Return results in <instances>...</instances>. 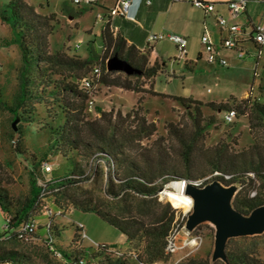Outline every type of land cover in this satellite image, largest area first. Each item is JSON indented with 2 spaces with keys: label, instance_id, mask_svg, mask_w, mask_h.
Here are the masks:
<instances>
[{
  "label": "rangeland",
  "instance_id": "374dc122",
  "mask_svg": "<svg viewBox=\"0 0 264 264\" xmlns=\"http://www.w3.org/2000/svg\"><path fill=\"white\" fill-rule=\"evenodd\" d=\"M10 1L0 0V10ZM25 1L32 4L37 13L51 17L49 24L52 29L48 35L50 53L62 51L68 55L85 57L89 44L97 54L101 53L100 24L95 21L96 8L93 3L75 4L72 0ZM90 7H92L91 10H89ZM260 7L264 10V5ZM66 13H70V22L67 20ZM163 47L166 50L164 57L166 62L178 64V66H161L156 62L157 68H163L162 71L170 76V78L163 76L162 79L160 77V80L156 81L158 89L165 92L168 97L148 92L154 91V78H136L135 74L115 69V74L128 76L132 81H136V86L143 91L131 93L121 88L107 87L95 83V77H93V87L87 93L88 98L83 109L85 118L92 119L99 116L95 107L105 111L118 109L122 114L130 111L132 107H140V114L144 115L148 121H153L156 127L153 135L141 142L146 149L152 146L149 152L142 151V153L144 157H162L166 160L168 170L164 176L168 175V180L164 183L165 185L168 181L183 175L201 182L200 187L213 180L223 184L220 181L222 174L216 175L217 170L212 168L216 160H220L222 167L235 166L237 172L241 164L249 165L250 161L257 163V166L259 163L264 166V123L254 108L256 103L264 105V48L261 49L259 56L254 53L244 58H237L233 50L224 49V57L228 63L219 66L207 62L203 52L202 56L197 58L196 50L199 49V44L194 40L189 46L188 57L192 58L195 64L192 67L186 64L182 67L180 60L175 61L178 52L174 46L169 42H163ZM20 68L19 47L13 41V35L7 23L0 18V184L7 189L13 208L24 201L29 194L31 168L43 161L52 166L48 176L76 180L66 190L67 195L78 201L90 199L98 209L116 213L119 216L125 212V206H131L133 214L138 216L140 202L138 199L135 197L112 198L105 192L107 177L109 172H112L113 166L107 172V164L89 153L82 154L72 150L67 156H63L55 150L53 129L65 119L63 109L67 106L65 102L77 103L75 96L63 95L61 92L53 94L56 91L53 82L44 87L41 78L33 75V82L26 87V99L16 107ZM98 68L100 69L99 66ZM73 73L78 77H69L67 80L78 87L79 79L89 75V70L84 75L79 71ZM51 79L60 81V77L55 74L51 75ZM164 79L168 82H164ZM177 97L198 99L202 102L200 105L202 121L199 125L193 123L192 104L185 109L178 103ZM138 99L139 101L136 102ZM208 101H214L216 105H221L222 109L209 108L205 105ZM15 107L14 115L9 109ZM223 109H233L236 112V117L230 123L222 120ZM208 120L212 123L208 127H203L204 122ZM167 122L176 125L186 143L192 141L190 151L186 152L187 148L184 142L180 141V137L167 132ZM157 138L158 141H155ZM246 175L249 178H246L244 182H242V176H236L234 182L226 184L234 187L231 198L236 193L240 199L244 196L252 197L258 193L264 196L261 180L251 172ZM118 181L116 180V183ZM160 182L159 178L156 179L157 186ZM173 182L177 185L172 186ZM173 182L161 191H157L155 196V201L168 211L167 216L172 209L174 210L172 226L164 248L165 259L145 263L136 261L134 259L135 245L127 244L124 236L113 226L93 212L73 207L69 200L63 197L58 199L62 205L61 208L52 206L51 201L57 202V198L49 193L43 199V203L49 204L55 211L52 217L53 234L55 233L54 249L66 252H70L74 247L79 248V251L85 249L94 255V258L83 255L87 264H98V260L102 259L104 254L112 258L122 255L128 258L130 264H186L190 259L205 261L207 264H222L223 259L213 255L214 222L204 218L192 229L187 230L185 223L192 209L185 211L175 208L163 196L164 192L169 191L185 194L182 182L178 180ZM156 207L162 208L153 205L156 211L160 210ZM138 217H142L146 222L151 221L149 215ZM32 219L37 225L35 233L31 237L17 235L13 239L6 233L9 227L5 225V212L0 210V250H19L27 254L33 264H64L62 260L49 252L48 246L42 240L46 221L42 208L35 207ZM73 224H79L83 230L78 243L75 242L78 239V232L73 229ZM73 231L76 237L70 243ZM194 235L199 236L201 242L193 248L187 243V236ZM243 236L245 237L228 238V244L250 252L258 251L264 258V229L259 233ZM168 241L170 249H167ZM97 244H103L106 248L97 250ZM98 253L103 254L98 255Z\"/></svg>",
  "mask_w": 264,
  "mask_h": 264
},
{
  "label": "trees",
  "instance_id": "16d2710c",
  "mask_svg": "<svg viewBox=\"0 0 264 264\" xmlns=\"http://www.w3.org/2000/svg\"><path fill=\"white\" fill-rule=\"evenodd\" d=\"M0 18L7 23L10 28L13 41L18 45L20 50L21 68L18 73L19 78V94L16 107L19 106L27 97L26 87L33 82V75H37L44 82V87L53 82L54 93H63V95H72L77 98V103L70 101L64 106V121L53 129L55 135L53 142L55 150L63 156H67L72 150H77L82 154H90L107 164V172H109L105 192L112 198L129 199L136 198L139 202L138 216H150L151 221L146 222L142 217H138L132 212L131 206L124 207L125 215L119 216L116 213L102 211L91 203V200L78 201L70 195L66 194V190L72 186L76 180L68 177L53 178L49 176L43 186L37 185V180H42V163L35 164L29 172V194L19 205L13 208L12 200L6 188L0 184V210L5 212V225L9 227L6 232L15 239V236L22 234L24 237L32 236L37 229V225L32 219L35 207L42 208V214L45 215L44 237L43 242L48 246L49 252L57 256L64 264H87L84 256L94 258V255L85 249L80 250L74 247L70 252L57 250L53 247L55 233L53 234L52 217L55 211L49 204L43 203V199L49 193L57 198V202L51 201L52 206L61 208L58 202L63 197L71 203L73 207L82 208V211L93 212L103 221L113 226L123 236L127 244H134V259L138 262H153L166 258L165 245L169 231L173 221V209L167 216L168 211L159 202L155 201L157 191H159L168 180L167 168L168 163L162 157H144L142 151L149 152L142 145L144 139L150 138L156 130L155 123L148 121L144 115L140 114V107H132L130 111L122 114L120 110L108 111L95 107L99 113L98 117L89 119L85 118L83 113L85 101L88 98L86 89L83 88V80L90 77L91 70L94 66L100 67V74L95 83H100L107 87H117L132 92L143 91L139 89L135 82L128 76L115 74L114 70H107L105 60L112 56H117L125 60L131 68L134 69L136 78H154L159 74H165L162 69H158L156 62L152 65L148 64L147 57L141 54L132 44L126 45V41L119 35H113L108 27L107 22L101 29V46L100 54L89 44L88 53L85 57L78 55H68L62 51L50 53L48 35L51 33L50 16H43L36 12L33 5L25 0H11L7 2L0 10ZM253 49L258 47L249 40L247 42ZM90 68V69H89ZM89 70V75L79 79V89L70 80L69 77H78L74 71L81 72L84 75ZM72 72V73H71ZM55 74L60 77V81L51 79V75ZM167 77V74H165ZM153 95L168 97V95L156 91H148ZM178 103L185 109L192 104L194 112L193 123L199 125L201 120L200 105L202 102L198 99L187 97H177ZM139 99L136 101L138 102ZM5 104V103H4ZM209 108L222 109L221 105H216L214 101L205 103ZM16 107L9 109L16 114ZM254 108L264 123V105L255 104ZM224 111L227 109H223ZM235 112V111H234ZM236 117V112H235ZM212 121L204 122L203 127H208ZM166 129L169 134L177 135L180 141L184 142L186 152L190 151L192 141L186 143L179 129L172 122L166 123ZM158 141V138L155 140ZM154 141V142H155ZM154 144V143H153ZM143 158H140V157ZM212 168L217 170L216 175H221L220 181L223 184H230L235 181L236 176H242V182L246 180V173L251 172L260 179L264 187V166L261 163L257 166L253 161L249 165H242L238 172L235 166L222 167L220 160L213 163ZM220 170V172H219ZM237 174H236V173ZM229 173V175H226ZM170 176V175H169ZM173 176V175H172ZM176 177V176H175ZM228 179H224V178ZM160 179V184L156 185V179ZM174 178V177H173ZM193 182L188 177L178 176L175 180L180 179ZM115 180V181H114ZM116 180H119L116 183ZM168 181L167 184L170 183ZM204 186V185H203ZM41 192V193H40ZM56 200V199H55ZM231 205L243 215L249 214L254 208L264 204V196L258 193L252 197L244 196L239 198L238 193L230 199ZM156 205L159 211L154 210ZM168 208V205H166ZM169 210V208H168ZM10 213V215L8 214ZM32 223L31 230H24L26 223ZM73 229L78 232L77 241L82 236L83 230L79 224H73ZM65 231V230H64ZM70 241L76 237L74 235ZM1 235V234H0ZM241 237V236H240ZM245 237V236H242ZM226 241L224 246V259L222 264H264V258L258 251L250 252L247 249H241L234 245L228 244ZM97 250L105 249L103 244L96 245ZM103 251V250H102ZM104 253V252H103ZM103 253H98L103 254ZM1 264H33L29 256L16 249L0 250ZM98 264H130L128 258L117 256L110 257L107 254L98 260ZM186 264H207L205 261L190 259Z\"/></svg>",
  "mask_w": 264,
  "mask_h": 264
},
{
  "label": "crops",
  "instance_id": "0c3cea01",
  "mask_svg": "<svg viewBox=\"0 0 264 264\" xmlns=\"http://www.w3.org/2000/svg\"><path fill=\"white\" fill-rule=\"evenodd\" d=\"M203 1L214 4V11L212 13H204L200 8L184 1L173 2L171 0H148V2L146 0H131L128 14L124 17L108 14V10L114 3L113 0H94L93 6L96 8L95 21L100 24L99 36L102 27L107 22L111 33L114 36L119 35L126 41V45L132 44L141 54H144L147 57L149 65L158 62L161 66H178L177 63L166 62L164 58L166 50L163 47V42L168 41L147 43V35L149 33L172 32L183 35L187 40L185 54L182 58H177L175 61L180 60L182 67L185 64L192 67L195 61L188 56L190 51L189 46L194 40L199 44L196 56L200 58L202 56L200 36L204 31L209 34L211 41L215 45H218L225 35V31L217 26L214 14L225 16L228 25H239L241 32L245 34L250 33L256 25L264 24V10L260 7V5H264V2L249 1L245 11L233 18L228 16L227 0ZM69 15L70 13L67 14L68 21L70 19ZM246 45L254 53L255 49L248 43ZM221 54L224 56V49L221 50ZM163 76L170 78L165 74L156 76L154 79V91L165 94V92L159 90L156 86V81H159L160 77L162 79ZM163 81L168 82L166 79ZM129 92L133 93L132 91Z\"/></svg>",
  "mask_w": 264,
  "mask_h": 264
},
{
  "label": "built area",
  "instance_id": "2783aa9c",
  "mask_svg": "<svg viewBox=\"0 0 264 264\" xmlns=\"http://www.w3.org/2000/svg\"><path fill=\"white\" fill-rule=\"evenodd\" d=\"M173 2L184 1L187 2L197 8H200L204 13H212L214 11V4L211 2H205L203 0H171ZM249 1L254 2H264V0H227L226 7L228 16L236 17L242 14L247 6ZM75 4H92L94 0H72ZM113 5L108 10L109 15H119V16H127L128 10L131 4V0H113ZM148 2V0H146ZM215 22L217 26L225 31L224 37L220 40L218 45H215L211 39L209 34L204 31L200 36V43L202 45V52L204 53L205 59L207 62L217 64L219 66L227 65L226 58L221 54V50L229 49L233 50L235 56L237 58H244L246 56L254 55V53L258 56L262 48H264V24L256 25L253 30L245 34L241 32V28L237 24H227V19L225 16L220 14H214ZM168 41L170 42L178 52L177 58H182L185 54V47L187 44V40L183 35L172 33V32H159V33H149L147 35V43H152L155 41ZM251 40L258 49L254 50V53L247 47L246 43ZM100 74V69L98 66H94L91 70L90 77H87L83 80V88L87 91H90L93 87V77L95 80L98 78ZM235 117V112L233 109H227L223 112L222 120L225 123H230ZM42 180H37L38 185H42L49 180V173L52 170V166L46 162L42 163ZM179 182H182V189L184 191L185 184L188 182L187 180L180 179ZM192 184L196 186H200L201 182L193 181ZM168 187V184L167 186ZM162 190V189H161ZM159 190V191H161ZM185 193V192H184ZM192 209V204L191 207ZM32 223H26L23 226L24 230H31ZM20 236L22 234H19ZM23 236V235H22ZM168 238V237H167ZM187 243L194 247H197L201 239L199 236H187ZM167 249H170V242L167 243ZM79 264H83L82 261Z\"/></svg>",
  "mask_w": 264,
  "mask_h": 264
},
{
  "label": "water",
  "instance_id": "95a60500",
  "mask_svg": "<svg viewBox=\"0 0 264 264\" xmlns=\"http://www.w3.org/2000/svg\"><path fill=\"white\" fill-rule=\"evenodd\" d=\"M106 69H122L129 74L134 72V69L125 60L117 56L106 60ZM184 192L192 199V211L187 217L185 228L192 229L204 218L213 221L215 225L213 255L215 257L224 259V246L228 238L251 235L264 229V205L254 208L247 215L241 214L230 203L234 193L232 185H223L217 180H213L200 187L187 182Z\"/></svg>",
  "mask_w": 264,
  "mask_h": 264
},
{
  "label": "bare ground",
  "instance_id": "6f19581e",
  "mask_svg": "<svg viewBox=\"0 0 264 264\" xmlns=\"http://www.w3.org/2000/svg\"><path fill=\"white\" fill-rule=\"evenodd\" d=\"M176 185L177 184L175 182L172 183V186H176ZM163 196L175 208H180V209H184L185 211H187L191 207V204H192L191 197L181 192H174V191L164 192Z\"/></svg>",
  "mask_w": 264,
  "mask_h": 264
}]
</instances>
